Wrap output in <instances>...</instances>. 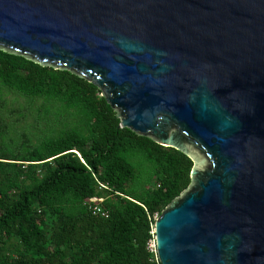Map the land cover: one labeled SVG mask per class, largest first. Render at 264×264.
<instances>
[{
  "label": "water",
  "instance_id": "1",
  "mask_svg": "<svg viewBox=\"0 0 264 264\" xmlns=\"http://www.w3.org/2000/svg\"><path fill=\"white\" fill-rule=\"evenodd\" d=\"M0 48L190 159L152 225L160 264H264V0H0Z\"/></svg>",
  "mask_w": 264,
  "mask_h": 264
},
{
  "label": "trees",
  "instance_id": "2",
  "mask_svg": "<svg viewBox=\"0 0 264 264\" xmlns=\"http://www.w3.org/2000/svg\"><path fill=\"white\" fill-rule=\"evenodd\" d=\"M118 125L92 83L0 48V264H150L153 217L190 185L193 164ZM91 198L107 217L91 214Z\"/></svg>",
  "mask_w": 264,
  "mask_h": 264
},
{
  "label": "built area",
  "instance_id": "3",
  "mask_svg": "<svg viewBox=\"0 0 264 264\" xmlns=\"http://www.w3.org/2000/svg\"><path fill=\"white\" fill-rule=\"evenodd\" d=\"M102 199L100 198H91L87 201L86 205L91 212L92 215L100 216V217H107V212L101 207ZM156 218V215L153 217ZM150 238L146 242L145 250L149 254V262L150 264H160L156 249H155V241L153 236V228L151 227V230L149 232Z\"/></svg>",
  "mask_w": 264,
  "mask_h": 264
},
{
  "label": "rangeland",
  "instance_id": "4",
  "mask_svg": "<svg viewBox=\"0 0 264 264\" xmlns=\"http://www.w3.org/2000/svg\"><path fill=\"white\" fill-rule=\"evenodd\" d=\"M2 99L4 100V102L9 107L18 108V107H23V105H24L22 99L16 98L15 96H13V95H11L9 93H6V92H2ZM34 116H35V111H34ZM25 122L31 124L32 123V116L27 115L26 118H25ZM143 177L144 176H143V173H142L140 175L141 180L143 179ZM137 185H138V183H137ZM151 186H152L151 183H145V187L146 188H150Z\"/></svg>",
  "mask_w": 264,
  "mask_h": 264
}]
</instances>
